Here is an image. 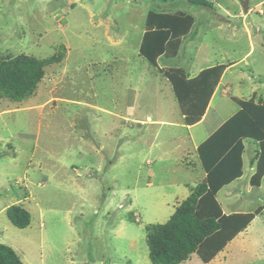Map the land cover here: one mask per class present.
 <instances>
[{"label":"rangeland","instance_id":"374dc122","mask_svg":"<svg viewBox=\"0 0 264 264\" xmlns=\"http://www.w3.org/2000/svg\"><path fill=\"white\" fill-rule=\"evenodd\" d=\"M207 1L212 7L192 0H0V57H57L30 96L0 99V243L23 264H152L146 226L168 219L177 205L171 196L179 200L183 187L147 184L148 134L156 126L146 118L180 117L167 77L138 55L147 12L194 17L177 55L160 56L159 67L193 78L224 64L218 82L231 89L219 94L238 104L264 96V0ZM163 128L158 147L170 151L179 142L168 139L174 127ZM164 158L171 170L174 155ZM243 179L235 184L246 185L240 192L227 197L224 188L218 201L226 209L230 200L247 211L261 206V214L209 263L192 253L179 264H264V180L253 187ZM11 205L28 210L27 227L10 222Z\"/></svg>","mask_w":264,"mask_h":264},{"label":"trees","instance_id":"16d2710c","mask_svg":"<svg viewBox=\"0 0 264 264\" xmlns=\"http://www.w3.org/2000/svg\"><path fill=\"white\" fill-rule=\"evenodd\" d=\"M207 7L210 1L192 0ZM194 17L182 11L174 13L149 10L141 36L138 55L148 61L170 81L186 124L197 122L204 114L213 89L226 67L216 64L187 78L181 68L158 66L160 56L177 55L182 38L189 33ZM56 56L39 59L28 54L0 57V99L20 101L35 92L44 76V66ZM240 109L197 147L206 172L205 179L193 187L164 223L146 226L148 256L152 264H179L196 253L209 263L227 243L243 231L262 208L226 214L216 197L226 184L242 174L243 139H253L259 147L255 172L250 185L259 187L264 176V96L260 103L239 100ZM10 222L18 228L30 224L24 207L6 208ZM0 264H23L16 251L0 243Z\"/></svg>","mask_w":264,"mask_h":264},{"label":"crops","instance_id":"0c3cea01","mask_svg":"<svg viewBox=\"0 0 264 264\" xmlns=\"http://www.w3.org/2000/svg\"><path fill=\"white\" fill-rule=\"evenodd\" d=\"M167 81L170 82L168 79ZM222 81L223 79L221 78V80L217 84V87L215 88L216 90L211 95V98L205 109L204 114L195 123H192V124L185 123L184 115L181 112V108H180V117L178 120H173V121L153 120L149 116H147L146 118V120L150 122L147 125L156 126L155 129H152V128L149 129V130H155V133L148 134V140H149V145H150L149 146L150 149L148 150V152L149 154L153 156V159L151 162L152 166L149 168V171H148L150 172L148 177L151 178V181L149 180L147 184L152 185L156 183L157 181L159 182V180H161V181H166L167 184H169V186L167 187H174L177 190L178 188L183 187V191H179V194L182 195V197L179 200H177L178 196L176 195V193H173V195L171 196V200L175 196L177 205L189 195L191 188L195 187L198 183L202 182L206 177V172L202 166L197 147L204 140H206L213 132H215L228 118H230L240 109L239 104L231 100V98H229L226 92H220V94L218 93L220 89L223 91L231 89V87L229 86L230 85L229 83L226 84ZM262 84H264V80L262 81ZM173 95H174V92H173ZM216 95H217L218 101L215 104V106H213V101ZM225 97H226V100H224ZM227 99L230 101V103H232V105L235 104V106L227 105L228 108L226 107V110H224L225 108L223 107V105L221 108H220V105L221 103H224L226 101L228 102ZM173 100L176 104L179 105V103L177 102L175 98V95L173 96ZM212 107H213V114L209 115V111L212 109ZM137 121L144 122L143 120H137ZM164 126L174 127V131L172 132V134H170L168 139L169 141L175 140L179 142V144L176 145V147L170 151L167 149L158 147L160 145V142L158 140L159 135L157 134L159 130L161 131V129H164L163 128ZM250 139L251 138L243 139L244 148L241 154L242 174L239 177H236L235 179H233L230 183L224 185L217 192L216 197L219 194V192H221V190L224 188H227V190L225 191V194H226L225 196L228 197L229 196L228 193L230 192L231 194L235 195L242 186H246V185L238 186L237 190L235 187V184L238 183L239 181L246 180V179H243L245 176H247L249 180V184H250V178L252 174L255 172L256 161H257L258 154H259L258 144L253 139H252L253 141ZM172 154L174 155V159L172 161L173 168L171 170H167L165 168L166 165L163 164L166 160L164 156L172 155ZM159 169H162L164 173L161 171H157ZM248 169H249V172L247 174ZM263 180H264V176L261 178V184ZM177 190L175 191L177 192ZM240 195L242 194L240 193ZM241 199H242L241 197L238 198V200H241ZM230 201H232V203L234 202V200H230ZM165 203L169 204V201ZM232 203L231 205L227 204V206L231 207L228 209L224 208L223 205L220 204L224 213L229 214L232 212H249L241 208L240 209L236 208L235 207L236 205L235 204L233 205ZM177 205H172V209H169L168 213H167L168 209L166 210L167 216L170 217V215L174 212L175 207ZM259 214H261V212ZM253 220L250 222V224L253 222ZM250 224L248 225V227L250 226Z\"/></svg>","mask_w":264,"mask_h":264},{"label":"clouds","instance_id":"9594fccd","mask_svg":"<svg viewBox=\"0 0 264 264\" xmlns=\"http://www.w3.org/2000/svg\"><path fill=\"white\" fill-rule=\"evenodd\" d=\"M144 32V31H143Z\"/></svg>","mask_w":264,"mask_h":264}]
</instances>
